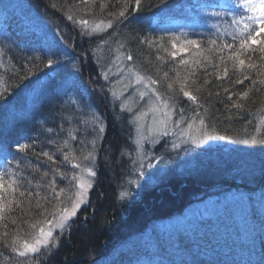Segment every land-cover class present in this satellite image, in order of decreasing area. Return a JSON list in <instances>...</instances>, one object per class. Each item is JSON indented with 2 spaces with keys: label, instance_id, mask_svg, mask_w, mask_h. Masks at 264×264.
Listing matches in <instances>:
<instances>
[{
  "label": "trees",
  "instance_id": "1",
  "mask_svg": "<svg viewBox=\"0 0 264 264\" xmlns=\"http://www.w3.org/2000/svg\"><path fill=\"white\" fill-rule=\"evenodd\" d=\"M225 3L227 11L218 6ZM241 5L0 0V97L8 98L0 103V145H12L10 154L0 152V175L32 193L8 196L16 203L0 214V264H264V62L257 44L255 53L247 51L256 68L249 69L242 55L244 68L234 69L222 59L229 50L219 52L225 44L239 46L244 23L246 32L260 30L258 11ZM240 17L241 24L232 23ZM192 39L201 47L181 53L182 65L170 56L172 44L188 47ZM131 72L157 81L182 120L203 119L227 142L185 155L154 182H136V172L144 177L133 159L135 126L115 93L117 78L132 79L135 87ZM53 82L57 95L44 103L41 93ZM182 85L195 101L183 96ZM253 137L256 144L243 143ZM17 142L27 147L17 151ZM90 160L95 175L86 203L55 232L52 246L20 255L22 243L39 231L32 225L71 206L77 190L72 178ZM53 179L57 191L65 190L59 200L51 195ZM207 199H214L213 209L185 216Z\"/></svg>",
  "mask_w": 264,
  "mask_h": 264
},
{
  "label": "rangeland",
  "instance_id": "2",
  "mask_svg": "<svg viewBox=\"0 0 264 264\" xmlns=\"http://www.w3.org/2000/svg\"><path fill=\"white\" fill-rule=\"evenodd\" d=\"M259 2L260 0H252V3ZM241 3H243V0H241ZM262 15L264 14L258 11L256 16L258 18L260 28L264 27V24L260 21V17ZM131 74L133 75V79L138 81V83L133 82L135 87L132 88L133 84L130 86L132 79L128 82L127 79L124 80L117 78L115 93L121 98L122 106L129 110L131 120L135 126L133 136V159L136 160V163L141 170V177H144V179L140 177L138 178V174L136 172L134 177L136 182L139 183V179L141 182L143 180H148L147 182H154L156 178L160 177L165 172V169L168 170L173 165H178V163L181 164L185 155H191L193 151H201L204 147L209 145H218L222 142H227V140L215 139L200 145L191 143L192 139L200 137L201 125L199 123L197 124L194 120H182V110H177L175 105L162 96L156 89V84H150L146 77L141 76L137 72H131ZM141 92L145 93L143 97L140 95ZM164 101H168V104L165 105ZM173 116H175V118H173ZM177 121H179V123H177ZM189 124H191V128L189 127ZM203 130H206L210 135L215 137L222 136L219 133L210 131L205 126H203ZM165 131H167V135H164ZM181 133H183V135H181ZM163 139L164 142L157 148H154ZM165 157H169L171 163L165 161ZM93 158L94 157L92 156V159ZM91 160L84 166L79 167L78 177H81L93 184L94 175L89 174L90 172L94 173V166L91 163ZM133 163L135 168L136 163ZM87 197L88 193L83 199L87 201ZM213 200L214 199L205 200V202H203L204 205L202 202L195 203L189 208L191 213L186 212L187 215L185 216H189L191 214L198 215L199 212L205 213L204 210L213 209ZM54 219H58V216L52 220ZM42 226L47 230V222ZM66 226L67 224L64 228H66ZM63 229L57 227L53 229V232L56 234V231H61ZM39 235L40 229L32 239L22 243L19 252H24L25 254L34 253L26 251L24 245L25 243L29 245L34 244ZM42 247L43 246H40L39 249Z\"/></svg>",
  "mask_w": 264,
  "mask_h": 264
},
{
  "label": "snow or ice",
  "instance_id": "3",
  "mask_svg": "<svg viewBox=\"0 0 264 264\" xmlns=\"http://www.w3.org/2000/svg\"><path fill=\"white\" fill-rule=\"evenodd\" d=\"M141 3V0H136V5L139 6ZM103 6V5H102ZM221 8H224L226 11L231 7L228 3L218 5ZM242 7L246 8L248 11L251 12H256L260 11L262 14H264V0H260L259 3H252V0H243V3L241 5ZM125 16V11H121L119 13V17H124ZM243 17H240L238 19H233L232 23L239 25L243 22ZM255 19L254 17H248V20L251 21ZM260 21L262 24H264V15L260 17ZM112 26V22H109V27ZM249 28L248 23H244V26L242 29H240L241 32V38L239 39V46L235 47L233 44H225L222 47L219 48V52L223 53L224 49L229 50L228 57L225 59L222 57L225 63H227L228 60H231L233 62V68L240 70L243 69L245 64H246V59H247V67L249 69L251 68H256L257 65L252 63V57L247 56V51L251 50L252 52H256V49H252V44H257L258 45V51H259V59L264 62V40L257 41V36L260 35L261 32H264V27H261L259 31L255 32L253 34L252 32H246L245 30ZM235 39V36H234ZM211 43L215 44L216 41H211ZM185 44L188 46L186 47L185 45H180L177 47L175 43L172 44L173 51H171L170 56L175 60L176 58H180L181 53H186L189 51V47L193 49H199L201 45L197 42V40L192 39V40H186ZM159 50V49H158ZM244 55L246 59H241L240 57ZM128 60H132V56H128ZM54 61L52 59L48 60V64L52 65ZM195 63H199V61H195ZM180 64L186 65L187 61L184 59L180 58ZM241 75L243 74L242 72L240 73ZM224 75H228V68H224ZM219 78V77H218ZM187 79V78H185ZM248 79L245 77L244 79H239L236 80V84H243L245 80ZM150 84L155 85L157 81L155 80H150ZM56 85L53 82L51 85H49L47 89V93H41V96L43 98L44 103H51L52 99H54L57 95L56 92ZM168 88L172 89L173 85L171 83L168 84ZM180 91L182 92L184 97H187L189 100L195 101L196 97L193 96L190 92L184 91L183 85L181 86ZM65 95H67V90L65 89ZM140 95L143 97L145 95L144 92H141ZM248 95V92H242L240 93V96L246 97ZM7 97H0V103H7ZM229 99H231V96H229ZM164 104L167 105L168 101H164ZM235 108L239 109L243 105L241 103H235L233 105ZM179 123V121H177ZM199 123L201 125V132H200V137L199 138H194L191 140V143L200 145V144H205L207 141H212L215 139H220V140H227L229 137L227 136H219L215 137L213 135H210L206 130H203L204 126V120L200 119ZM189 127L191 128V124H189ZM104 129L101 128L100 131H103ZM167 131H165L164 135H167ZM183 135V133H181ZM258 141L255 137H253L250 141L249 140H244L243 143L248 144H256ZM259 143L264 144V139L260 140ZM12 147V145L4 144L0 145V152H3L5 155L10 154L9 149ZM27 145L16 143L15 148L17 151H23ZM44 156L48 158L49 161H53L54 157L50 155L48 152L43 153ZM73 167H79V165H74ZM90 175H95V173L90 172ZM3 175H7L6 173ZM3 175H0V214L4 213L6 210L10 209L16 201L14 200H9L8 196L10 193H15L19 192L20 196L28 195L31 196L32 193L28 192H20V184L18 183L17 180H11L10 182H6L3 179ZM75 181V187L77 191L75 192L76 198L71 201V207L67 206H62L59 210H57L56 213H53L54 217L58 216V219L54 220H49L47 221V230L41 226V224L38 222L37 224L32 225V227L39 228L40 229V235L36 239L35 243L32 245H29L25 243L24 248L26 251H31V252H37L39 250L40 246H52V239H53V229L54 228H60L63 229L66 224H68L72 218H74L78 210L81 208L82 205L86 203V201L83 199L84 196L88 193L89 189L92 188V184L88 182L87 180H84L81 177H73L72 178ZM49 188L51 189V195L53 198L60 199L61 194L65 191L64 189H59L57 191L56 189V182L55 179L50 181L49 183ZM24 252H21L20 255H24Z\"/></svg>",
  "mask_w": 264,
  "mask_h": 264
}]
</instances>
